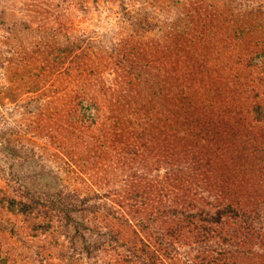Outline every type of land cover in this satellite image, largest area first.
Returning a JSON list of instances; mask_svg holds the SVG:
<instances>
[{
	"label": "rangeland",
	"instance_id": "obj_1",
	"mask_svg": "<svg viewBox=\"0 0 264 264\" xmlns=\"http://www.w3.org/2000/svg\"><path fill=\"white\" fill-rule=\"evenodd\" d=\"M104 53L124 65L116 71L114 63L101 64L103 80L91 87L106 107L124 93L142 97L143 105L133 125L109 123L108 157L84 153L96 171L91 204H113L114 192L126 201V190L137 184L151 185L153 196L170 203L182 179L196 188L202 206L213 209L209 203L221 192L254 211L264 208V161L256 158L264 159L257 153L264 149V119L257 114L264 112V0H0V264H203L202 252L190 245L176 243L173 257L158 249L156 229L142 236L153 248L129 235L98 247L97 217L77 214L83 226L76 231L57 207L60 195L49 198L44 173L58 183L69 173L62 129L49 117L51 105L60 116L64 57ZM134 60L147 74L162 69L172 79L134 84ZM157 86L164 88L159 96ZM217 107L232 115L237 134L200 131L204 115ZM87 185L71 179L69 188L87 191ZM106 218L123 231L134 229L121 213ZM253 249L264 255L263 245Z\"/></svg>",
	"mask_w": 264,
	"mask_h": 264
},
{
	"label": "trees",
	"instance_id": "obj_2",
	"mask_svg": "<svg viewBox=\"0 0 264 264\" xmlns=\"http://www.w3.org/2000/svg\"><path fill=\"white\" fill-rule=\"evenodd\" d=\"M97 57L94 58L91 55L88 57L87 54L64 57L63 103L59 118H56L54 106L51 105L49 109V117L53 122L51 123L54 125L58 123L62 129L61 147L65 152L63 158L65 166L63 168L69 173L67 172L68 174L64 176V181L60 178L61 183L54 181L56 176H52V172L44 173L48 179L46 187L52 189V192H48L49 198L52 199L56 192L60 195L59 200L62 199V201L57 202V207L64 214L68 227L81 231L83 224L79 221L77 214L81 216L85 213H93L98 220L95 226L96 229H99V236L96 241L98 247L107 241L118 242L120 237L129 235L131 242L137 244L140 239L144 246L153 248V244L143 240L142 236H144L143 233L153 236L151 230L156 229L154 236L159 246L158 249L165 251L170 257H173V252L178 248L177 243L199 249L202 252L200 255L203 264H243L247 260L249 262V258H253L254 254L253 259L257 260V264H264V255L258 257L259 253L253 249L256 244L264 246V208L254 211L253 208L257 206H250L235 198L220 197L227 193H218L216 203H209L213 208L211 209L207 204L202 206L196 201V188L193 185L183 182L182 179H177L179 182L176 181L175 183L176 190H172L173 193L176 191L177 193L170 200V203L163 202L157 196H153L154 189L151 185L145 190L140 184H137L136 189L131 187L126 190L130 196L126 201L118 198V192H114L116 198L113 199V204L107 202L90 203L92 196L89 194L91 187L89 182L97 183V180L93 178L96 171H93L95 168H88L91 166L90 160L83 157L84 153L86 151L89 152L88 154L94 152V156H99V159L108 157V141L112 135L110 130L113 131V128L109 127V123H113L117 129L121 128L123 124L133 125L138 119L137 114L143 105L142 97L133 99L129 94L124 93L118 94L120 97L118 96L115 102L106 107V100L102 99L99 91L91 87V81L103 80V75L99 71L101 64L114 63L117 66L116 71H118V67L124 64L122 61L116 62L107 53ZM134 62L136 64H133V68L138 71L134 76V84L143 81L148 86H156L158 85V77L165 76L167 81L172 79V75L162 69L149 75L142 69L143 65L136 60ZM153 88L157 96L164 92V88L161 86ZM100 90L103 91L104 89L101 88ZM186 93L185 87L183 89L184 99H187ZM210 107L208 106L206 109ZM217 109L219 110L212 112V114L204 115L205 120L200 131L207 135H213L214 132L221 129L223 135L225 133L237 134L230 120L232 115L227 114L226 109L220 110V107ZM257 114L259 115L258 119H264L262 108L257 110ZM41 125L40 120L32 122L34 129L39 130ZM81 148L83 150H80ZM257 153H264V149L258 150ZM237 156L240 157V154L237 153ZM256 158L264 161L261 157ZM114 166L118 168L119 163ZM108 170L110 167L107 168ZM71 179L76 181L80 179L87 183V191L77 186L70 189ZM216 188L215 186L213 189ZM161 190L164 189H158L157 192ZM217 190L222 191L223 189L217 188ZM30 191L33 193L32 190ZM94 192L97 191L94 190ZM99 194H93V196ZM33 195L35 194L33 193ZM165 197L168 198L167 195ZM51 203L55 204L56 202ZM113 213H121V216L134 229L123 231L116 223L112 225L108 221L105 222L104 219ZM101 215H103L102 220L100 219ZM169 219H172L173 223L168 224ZM133 220H137V224L134 225ZM103 221L105 222L104 226L101 224ZM138 225L140 228L137 227ZM102 227L108 228V231L102 233ZM130 233L137 236L130 237ZM168 250L170 254H168ZM129 251L133 252L132 256H138L131 249ZM152 258L156 262L159 255L154 254ZM249 264L251 263L249 262Z\"/></svg>",
	"mask_w": 264,
	"mask_h": 264
}]
</instances>
